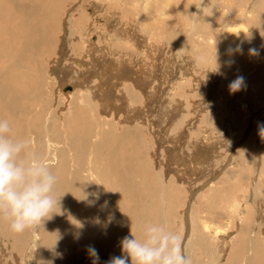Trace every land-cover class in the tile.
Listing matches in <instances>:
<instances>
[{"label": "bare ground", "instance_id": "bare-ground-1", "mask_svg": "<svg viewBox=\"0 0 264 264\" xmlns=\"http://www.w3.org/2000/svg\"><path fill=\"white\" fill-rule=\"evenodd\" d=\"M14 1L15 0H8L7 4H4L3 0L0 1V24H3L4 20H6L7 22L6 26H0V35L5 36V38H2L4 40L2 41L3 43L0 41V54H4L6 58L4 62L6 60L8 61L6 55L9 53H4L7 49H3V46H6L8 41H15V31H13V27L9 24L8 19V17H10L9 3ZM112 1L116 3V10L107 12L108 8L110 7L109 2L112 3ZM185 1L186 0H184V2ZM210 1L213 4L215 3L213 0ZM204 2H206V0ZM174 3L175 0H95L93 3H90L95 6V9H90L89 13L81 12L78 21H75L73 20V18H71V25L65 26L63 32L61 31V38L58 43V45L61 44L59 51L61 56L57 57L59 58L58 61L61 60L62 65L61 67H52L53 69L49 73L58 75V87H62L67 84L66 80L68 78V80L78 86L76 92L71 94V97L69 98L70 103L68 112L59 113L61 114L60 116H67V119H69L70 117H75L76 114L81 112L87 113L89 115L77 117L76 123H69L66 125L58 126V120L56 118H53V115L51 116L48 113L46 114V110L53 109V107L51 106L53 103L52 99H54H51L50 96H46L43 99L41 97L38 98L41 100L43 107L40 110L45 111L46 116L40 113L39 115L34 114V116H39L38 118H41V116L43 118L42 125L44 128L42 129V133L40 131H36L38 130L37 126L39 125V123L36 124L35 121H31L33 125L28 126L25 118L26 116H28V110L26 106H23V98L25 99L26 97H30L31 95H33L32 97L36 99V96H39V93L44 89L43 86L45 85L43 84V82L45 80L43 82L38 81L39 87L43 89H38V87H36L34 88V90L33 88L31 89L33 90V92L28 93L25 91L22 94V91L18 89L20 87V80L17 76H20L22 74L20 73L19 75L18 72L21 71L19 68L21 67V65L19 66V61L23 55L20 57L18 53H16L18 55L14 54V56L16 55V58L14 57L13 59L15 60H11L16 63L15 66L17 67V69L14 70V76L11 73L15 80L12 79L10 81L11 83L16 81L15 84L18 85V88L12 87V85L11 87L6 86V83L2 79H0V119L7 120L10 124V127L15 128L17 126V128H20V136L25 135L26 133H32V137L30 136L31 138L29 140L32 143L27 142L29 145V149L25 156V159L30 157L32 153H38L42 157L43 161L51 167L53 173L58 177V196H64L60 201L61 212L59 208L56 209V211L60 212V214H54L52 218L47 220L43 226H40L39 228L34 230L25 231L23 234H17L12 231L14 236L12 235L11 241L7 239L9 244H7L5 240V237H8L3 233L5 229L11 230L10 221L8 223H5L3 217L0 216V264H5L6 261H10V259L5 261V258H3L7 255L8 252L13 259H16V261H19L21 259L20 263L22 261V264H84V259L87 255L88 257L90 255L88 251L89 246H93L98 251L99 257L102 258L100 262L106 264V262L110 259L108 255L111 254V247L113 246V248H116V246L119 245V250H121L120 240L125 236H129L131 233V229L138 238H142V226L157 224V222L153 221L146 222V217L148 218L149 216V212L147 214V211L153 210L150 208L154 203V201L152 200L154 199L152 195H156L155 187L147 185L148 194L149 196L151 195V197L146 198V201L152 200L153 202H145L144 200L145 203H143V199H139L142 204H144L142 207L143 209L141 212H139L140 214L138 213L139 215L134 212V207L139 206V203L137 202L138 199L136 198V195H138V193L135 189V175L138 174L142 176V180L145 182V184H147V176L145 174L142 175L143 169L137 166V162L138 159L144 160V149L147 145H149L150 140L154 141L155 144H158L161 147V142L164 143V139H169L173 143L172 145H170L171 143L169 144L170 147L166 146L167 150L170 151L172 149H175L174 147H177L179 149L176 156L172 157L171 166H174V160H176L177 165L179 166L178 170L180 171L181 167H183L182 170H184V172L181 175H179L178 170H176V174L179 177H183H180V180L182 179L183 181H188V176L190 177L194 174L197 175L199 172L200 173L198 176H201L203 175L205 170H209L213 174H215L222 167L223 162H225V160L223 159L218 163V169L216 171H212L211 165L209 164L213 158L219 156L218 154L220 152L217 154V147L220 145L219 142H223V140H221L222 137H218L221 134L216 133L217 136H215L213 135L212 129L209 128L208 131L204 133L205 136H202L201 139H193L190 136V133L188 134V129L186 128V130L183 129L179 132L180 135L173 134L171 131V127L174 124H178L180 121H182L179 114H174L177 111L172 110V108H178L179 103H181L180 95L182 94V89L177 88V82L179 81V79L182 81H186L185 77H180L176 74L179 71V66L176 61L178 60L180 54L183 52V54H181V58H183L184 60L188 59V61L192 62V69H196L198 71L199 69L204 68L205 65L203 66V64H207L209 60H214L216 64L217 52L219 57L218 64H222L228 67V64H225L224 61L230 60L233 56H237L238 52L239 60L242 49H246L245 43L247 41L245 42V36L241 35V33L238 34L237 31L238 28L243 29L244 23H242L241 21L229 23L226 19V25H224V29H231V32L224 30V33L221 34L226 39L228 37H234L237 32L238 35L236 38L229 39L231 42V47H234L233 49H236L237 46H239L240 49L232 53H228L227 49L229 47H224L217 44L221 47V49H219L216 47L217 45L215 46L216 43H211L213 41L215 42L217 34L216 32H213L212 29L216 27L215 25L218 23V18L227 17V11L221 9L222 16L217 15L216 11L212 12L211 14L209 13V16H204L201 15V11L205 4L198 5L196 10L193 9L195 10V12L189 8L190 14L192 15V17L188 20L190 25L180 26L179 24L181 20L179 21V23H174L173 21L174 18L177 17L178 13L181 12L180 8H175L174 12L172 11V13L168 11V9L172 10L173 7H175ZM237 3H239V1L229 4L234 5ZM19 4L21 3L19 2ZM85 6L86 5L84 4L79 5L78 8L82 9L83 11V8H85ZM190 6L193 7V5ZM194 8H196V6ZM212 8L215 9L216 7L213 5ZM103 10L104 12H102ZM101 12L102 15H99ZM193 14H196V16H194ZM230 15H232V13ZM186 20L187 19H185V21ZM243 20L244 19H242V21ZM194 21L196 22L195 27L193 25ZM188 22L187 24H189ZM65 25H68V23L66 22ZM132 25H134V27H137L135 29H132ZM238 36H240L241 38L239 37V39ZM220 37L222 36L220 35ZM50 41H52V38H50L49 35L41 37V42H44L45 44H48ZM226 42L228 43L229 40ZM52 43H50V45ZM62 44H64V46ZM70 45H80L82 47L81 51L82 49L84 51V56L81 55L82 57H71V52L77 50V47H68ZM7 47L9 48L8 45ZM34 48L35 46L33 45L30 50ZM249 48H251V46ZM1 57L3 59L2 55ZM67 58L72 59V63H70V65H66L63 62ZM0 61L2 60L0 59ZM23 61L24 60H22V62ZM181 61L182 64H184L183 60H180V62ZM9 62L10 59L8 63ZM174 62H176L175 67L173 65ZM56 63L57 61L54 62V66L59 65L60 62L58 64ZM27 65H25V67ZM4 66L5 65L3 64L2 71L4 69ZM186 66L183 65L182 68L186 69ZM14 67L13 69H15ZM35 68H37V64H35ZM35 68L33 67V69ZM23 69L25 70V68ZM228 69H231L229 74H232L233 72H235L236 68L233 69L231 67H228ZM9 72H11V70ZM29 72H25L26 75L23 74V76L25 75V78L27 76L33 77L29 74ZM2 73L4 74L6 72ZM45 73L46 72H44V74ZM198 73H200V71ZM219 75L224 74L220 72ZM187 78L191 77L187 76ZM3 79L5 80V78ZM27 79L28 78H26V80ZM21 82H23V80ZM24 84H26V82ZM214 85L210 83L207 86V91H209L212 95H214L213 93H215L214 91L216 89V86L214 87ZM73 88V85H69L66 89L71 90ZM190 89L192 88L190 87ZM187 94L189 95V93ZM66 97L68 98V95ZM56 102L58 105L56 108H54L58 112V110H60V106L64 102L61 101V98H55V103ZM261 106L263 107L264 105ZM262 109L264 110V108ZM134 111L136 112L134 113ZM263 112L264 111H262L261 113ZM119 113L123 114L122 118L119 117ZM188 116L189 114H187L186 118ZM23 120H25V122H23ZM123 124H128L129 126L135 128H122ZM258 125L260 124L258 123ZM140 126L143 130H148L150 132L148 138L144 137L145 135L140 129ZM53 128H57V130H59V134L63 133L62 137L64 138V140H66L64 135L68 134L67 138H69L70 141H65V143L55 138H52L51 140V136L49 137V135L53 133ZM76 133L78 134V139L74 137ZM259 134H261V132H257V135ZM252 136L253 134L250 135L249 138L252 139ZM244 137L246 138L245 135ZM12 138L15 139L14 136ZM42 138H44L45 141H43ZM238 138L239 137H233L230 142L228 141L229 143H226L227 146L229 147V145L237 141ZM21 139H19L18 137V140ZM203 139L207 142L203 141ZM250 139L249 142H251L252 144V141H250ZM208 141H210V143ZM142 142L144 143V146H142ZM182 144H189L191 146L190 152L184 150L185 148H181ZM209 145L211 146L209 147ZM245 145L246 144H244L243 147ZM253 145L257 146L259 148L257 150L259 151L261 149L262 143L253 141ZM149 149L150 145L148 146L147 152H149ZM243 149L241 148L240 150ZM240 150H237L239 152L238 159H240L241 161L240 164L243 162L246 164V166H248L249 162L244 160V156L246 157V155H244L243 153L242 155H240ZM262 151H264V147L262 148ZM255 152H253L254 155L257 153ZM156 156H159V163L164 161L162 157L160 158V155ZM258 157L260 158L259 154ZM258 157H256L257 159H255L257 160L256 162H258ZM247 158L249 157L247 156ZM251 159L252 158L250 157V160ZM214 162L216 163V160ZM236 162L237 160L233 162V164L231 163L232 166H234ZM263 162H261V164ZM253 165H255V163ZM250 167L248 168L249 170ZM256 168L257 167H255V169ZM192 171H195V173H192ZM260 171L261 170L258 169L255 170L254 173L256 172L257 174H261ZM144 172H147V170H145ZM247 174L248 173H246V170L241 171L237 168V170L235 169L234 171V169H229L224 174V178L222 180V182H224L225 184H221L219 186L216 185L215 189L220 190L221 187H224V189L230 194L235 195L239 191V187H241V181H244V178L247 179ZM262 174L259 176V178L262 176ZM60 175H65V179H61ZM157 175L159 179L162 176L161 173ZM210 176L212 175L210 174ZM208 177L209 175L207 176V179ZM250 177H248L247 180L248 187H245L244 191H250L251 189L255 192L250 194V196L248 193L244 194L243 197L241 196V201L236 200L235 196H233V199L230 198L228 200L230 204H228L227 208L225 209V212H227V214L232 210H238V212L245 211L247 213L244 221L242 220L243 224L242 222L241 224H239L242 225V227H239L240 233L238 232V229H233L232 231H230V229L228 228V231V229H226L225 227H213L214 223H206V219L204 221L201 218L197 220L196 218L193 219L194 215L193 213H191V220L189 219L187 225L185 224L186 226H184L185 228L182 229L185 237H182V234L181 238L182 242L187 247V253L192 260V264H205V262L206 264H264V245H261V242L264 241V231L262 229L264 223V215H262L263 212L260 214L261 210H264V189L260 190L261 186H264V184H259L258 182L260 180L258 179V182L253 183V179L250 180ZM214 179H216V177ZM161 180L163 181L162 178ZM209 181V185L213 184L214 182L211 179H209ZM81 188H83L84 191L90 193L99 192L101 194L100 200L96 203L95 206H89L86 202L79 200L84 198V194ZM163 188L164 187L162 186V189ZM116 193H118V195H115ZM141 197L144 198V196ZM128 200L130 201L128 204H126ZM105 201L108 202L107 208L101 210L100 206L103 205ZM131 201L135 203L134 207ZM154 211H152V214L153 212L156 213V210ZM110 213L114 214L115 217L111 224L107 223ZM135 215L138 217H135ZM260 216L262 217L260 218ZM231 217L232 216H227V219L229 220ZM166 222L168 225L170 223L169 219ZM227 223L228 222H226V224ZM228 225L231 226L230 224ZM208 230L211 232V234L208 232ZM2 235L5 241H2ZM229 235L230 238L232 236L233 238L236 237L238 239V247L235 248V246L232 245L235 244L233 241V243H231L232 246L226 242L224 243L225 248H223V246L218 248L219 241L217 240L224 239V236L227 237ZM260 239H262L263 241H260ZM226 241L229 240L226 239ZM262 244H264V242ZM229 249L230 252L228 254ZM2 250H7L8 252H5V254L4 252H2ZM119 250H117L116 252L121 253V251ZM198 251L200 252V255L202 253L203 257L198 256ZM7 256L9 257V255ZM239 257L241 258V261ZM90 259L91 258L89 257L88 261H90Z\"/></svg>", "mask_w": 264, "mask_h": 264}, {"label": "rangeland", "instance_id": "rangeland-1", "mask_svg": "<svg viewBox=\"0 0 264 264\" xmlns=\"http://www.w3.org/2000/svg\"><path fill=\"white\" fill-rule=\"evenodd\" d=\"M25 1H27V2H25ZM92 1L94 2L95 0H53V1L52 0H48V1L47 0H42V1L41 0H29V1L28 0H21V1L15 0L14 2L9 3V5H10L9 6L10 7L9 8L10 17H8V19H9V24L13 27V31H15L14 32V36H15L14 40L15 41H8V43L6 42L7 43L6 46L5 45H4L5 47L3 46V49L8 50V52L6 50V52H4V53L5 54L9 53L6 56H7L8 61L10 59L11 63L10 62L8 63L7 60L5 61L6 62L5 63L4 62V60L6 59L5 55L0 54V59L2 60V61H0V65H2V66H0L1 67L0 68V77H1L0 79H2L6 83L5 84L6 86L11 87V85H12V87L18 88V85L15 84L16 81L11 83L10 80L14 79L13 73H14V70L17 69V67L15 66L16 63L14 61H12L11 59H13L14 57L16 58V55L19 54L20 57L22 55L23 56L20 58L21 62L19 61V63H20L19 66L21 65V67H19V68L21 71H19L18 74L20 75V73H22L21 74L22 76L20 75L21 79L23 80L24 83L26 82V84L21 82L22 80L20 79V76H17L18 74L16 73L17 74L16 76L19 77V80H20V87L18 89H20L22 91L21 93L23 94L25 91L28 93H31V92H33L34 88H36V87H38V89H43V88L39 87L38 81L43 82L45 80L43 82V84L45 85V86H43L44 89L40 93L38 92L39 96H36L37 97L36 99H34V97H32L33 95H31L30 97H26L25 99L23 98V102H24L23 106H26V108L28 110L27 111L28 116L25 115L26 116L25 117L26 123L28 124V126L33 125V123L31 121H35L36 124L39 123V125L37 126L38 130H36V129H33V130L40 131L42 133V131H43L42 129L44 128L42 125V120H43L42 116H41V118H38L39 116L37 117V115L34 116V114L39 115V113L44 114V116H46L45 111L40 110L43 108L41 100L38 99L40 97L42 99L45 98L46 96H50L51 99L54 98V99H52L53 103L51 106V107H53V109H51L52 111L46 110V114L48 113L51 116L53 115V118H56L58 120V126L66 125L69 123H76V119L79 116H83V115L89 116L87 113H82V112L76 114L75 117H70L69 119H67V116H60L61 114H59V113L68 112L69 103H70L69 98L71 97V94L76 92V90L78 89V86L76 84H74L73 82H71L70 80H68L69 79L68 78L66 80L67 84H65L62 87H58L59 86L58 85V79H57L58 75L50 74L49 72L53 69L52 67H61V65H62L61 60L58 61L59 58L57 57V56H61V54L59 53L61 44L58 45L59 40L61 38V31L63 32V29L65 26L71 25V23H70V21L72 20L71 18H73V20H75V21H78L80 18L81 12H88L89 13L90 9H95V6L90 4V3H93ZM182 1H183V3H182ZM182 1L181 0H175V3H174L175 7H173L172 10L168 9V11H170L172 13V11L174 12L175 8H177V7L180 8L181 12H179V13L182 15H180L178 13L177 17L179 16L178 17L179 19L177 17H175L173 20L174 23H179V21L181 20L180 24H179L180 26L181 25L189 26L190 23L188 22V20L192 17L189 10L192 9V11L195 12L198 5H204L205 4L203 6L202 11H201V15H204V16H206V15L209 16L214 11L217 12V15L222 16V13H221L222 10L227 11V14H226L227 17L218 16L221 18H218V23L215 25L216 27L214 29H212L213 32L217 33L215 42L214 41L211 42L212 44L216 43L215 46L218 44V45H221L224 47H230L231 46L230 39L236 38L239 33H241V35H244L245 37L244 36L243 37L245 39V42L247 41L245 43L246 49L241 48L242 51H241V55H240L239 60H238V57H239V52H238L237 56H233L230 59V60H233L234 63L227 65L228 67H231L233 69L236 68L235 72H233L232 74H229L231 69H228V67H226L222 64H219V71H215L217 69V64H215L214 60H213L214 62L212 60H209L207 62V64L209 66L211 65L210 67L207 64H203V66L205 65L204 68L199 69L198 71L196 69H192L193 68V65H191L192 62L188 61V59L184 60L183 58H181V56H182L181 54H183V52L180 54V56H179L180 58L178 57L179 61L178 60L176 61L178 63V66H179L178 69L180 71V72L178 71L176 74L179 75L180 77H185L186 81H184V80L182 81L179 79V81L177 82V88L182 89V94L180 95L181 103H179L178 108H174V109L172 108L173 111H177L174 113L175 115L179 114V116H181L180 118L182 121H180L179 123H181V122H183V123L174 124L171 127V131L173 134L180 135L179 132L186 128V129H188L187 130L188 134L190 133V136L193 139H201L202 136H205L204 133L206 131H208L209 128H211L213 131V135L217 136L216 133H219L221 135L218 137L223 138V139L221 138V140H223V142H219L220 145L217 147L218 148L217 154L220 152L218 154L219 156L216 158H213L211 160V162L209 163L211 165L212 171H216L218 169V163L221 162L222 159L225 160V162H223L222 167L215 174H213L209 170H205L203 175L198 176L200 173L199 172L197 175H195V174L191 175L192 177L188 176V181H183L182 179L180 180V177L181 178H183V177L182 176L179 177L176 174L177 173L176 170H178V167H179L177 165V161L174 160V162H175L174 166L173 167L171 166L172 157L176 156L179 149L177 147H174L176 150L172 149V150H170L171 152L168 151L166 146L170 147L169 144L171 143L170 145H172V143H173L169 139H164V143L161 142V147L158 144H155L154 141L150 140L149 141L150 142L149 143V145H150L149 152H147V149L149 146V145H147L145 148L146 150L144 149V151H145L144 160L138 159V162H137L138 164L136 163L139 168L143 169L144 171L147 170V172H144L142 170V175L145 174L147 176V184H145V182L142 180L143 179L142 176H140L138 174L135 175L134 179L136 181V186H137V187L135 186V189L137 190V193H138V195H136V194L135 195H136V198L138 199L137 202L139 203V206L134 207L135 203H133L132 201L131 202L133 203L134 212L137 215H139L140 214L139 212L142 211V209H143L142 207L144 205V204H142V202L145 203V202H149V201L150 202L154 201V203L151 205L152 207L150 206L151 207L150 209H153V210L147 211V214L149 212V216H148V218L146 217V222H151V221L157 222L158 226L164 227L166 231L175 232V233L179 234L180 237L182 234H183L182 237H185L184 232H182V229L185 228L184 226L187 225V223L191 217V213H193V215H194L193 219L196 218V220H197V219L201 218L203 221L206 219L205 220L206 223H209V224L214 223L213 227L221 226V227H225L226 229L229 228L230 231H232L233 229H236V230L238 229V232L240 233L239 227H242V225H239V224H241L242 220L244 221V218L247 216V213L245 211H243V212L241 211L243 213L242 214L241 212H238V210L237 211L232 210V211H230V213L227 214V212H225L226 211L225 209L227 208L228 204H230V202H228V200L230 198L233 199V196H235L236 200H240V199L242 200V197L244 196V194L248 193L250 196V194L255 192L251 189H250V191H248V190L244 191L245 187H248L247 180H248V177H250V175L252 173L253 174L251 175V177L249 179L250 180L253 179L252 180L253 183L258 182V180H260L258 183L261 185L264 184V180H263V178H264L263 177L264 176L263 175L264 174V166H263L264 165V162H263L264 161L263 160L264 159V151H262V148L264 147V135H261L262 133H264V127H263L264 126V112L261 113L262 111H264L262 109V108H264V106L263 107L261 106V105H264V98H263L264 97V0H213L215 2L214 4L210 0H208V2H207V0H206V2H204L205 0H203V1L202 0H186L185 2H184V0H182ZM195 1H197L198 3ZM200 1H202V2H200ZM236 1L237 2L239 1V3L234 4V5L229 4V3H234ZM3 2H4V4H7L8 0H6V1L3 0ZM19 2L21 4H19ZM83 4L86 6H85V8H83V11H82V9H79L78 7H79V5H83ZM109 4H110V7L108 8L107 12L112 11V10L115 11L116 10L115 9L116 3L114 1H112V3L109 2ZM185 4H186V6H185ZM190 5H193V7ZM213 5L216 7L215 9L212 8ZM113 6H114V8H113ZM195 6H196V8H194ZM210 6H211V8H210ZM237 6H239V7H237ZM229 7H231V8H229ZM193 9H195V10H193ZM102 12H104V10ZM102 12L99 15H102ZM231 13H232V15H230ZM233 13H234V16H233ZM235 14H237V15H235ZM114 17H113V19H114ZM212 17H215V16H212ZM224 18H225V20H224ZM185 19H187L186 21L189 24H187ZM226 19L228 20L229 23L241 21L242 23H244L243 24L244 27H243V29L238 28L237 29L238 34L236 32V35H234V37H228L225 39L222 35L224 33V30L231 32V29H224L225 28L224 25H226ZM242 19H244L243 20L244 22L242 21ZM66 22L68 23V25H65ZM6 25H7L6 20H4L3 24H0V26H6ZM132 26H133L132 29H135L137 27V26L134 27V25H132ZM218 32H220V33H218ZM43 34H45V35H43ZM46 35H49V37L52 38V41H50L48 44L41 42V37L46 36ZM220 35L222 37H220ZM0 36H1L0 41L1 42L4 41L2 38L3 37L5 38V36H2V35H0ZM239 37L240 36H238V38ZM221 40H222V42H221ZM228 40H229L228 43H230V44H228L226 42ZM50 43H52V44L50 45ZM222 44H224V45H222ZM7 45L9 46V48L7 47ZM33 45L35 46V48L30 50V48ZM62 45L64 46V44H62ZM218 45L216 47L221 49V47ZM250 46H251V48H255V46H256V49L259 50V55H255V56L250 55L249 54V49H250L249 47ZM68 47H71V48L77 47V50H75L74 52H71V54H70L71 57H73V56L79 57V56L84 54L83 49L81 51L82 47L80 45H70ZM232 48H234V47H232ZM12 49L14 50V53H13ZM78 49H80V50H78ZM16 53H18V54H16ZM14 54H16V55L14 56ZM1 55L3 56V59L1 57ZM29 59H31V60H29ZM13 60H15V59H13ZM22 60H24V61L22 62ZM71 60L72 59L67 58L63 62L66 65H70V63H72ZM180 60H183L184 64H182V61L180 62ZM56 61H57L56 64H58L60 62L59 63L60 66L59 65L54 66V62H56ZM211 61H212V63H211ZM1 62H3V63H1ZM176 62H174V64H173L174 67H175ZM27 63H28V65H27ZM3 64L5 65L4 66L5 70L3 69V71H2ZM35 64H37V68H35ZM22 65H23V68H25V70L22 68ZM25 65H27V66L30 65V66L25 67ZM181 65L186 66V69L182 68ZM12 66L13 67L15 66L14 67L15 69H13ZM33 67L35 69H33ZM205 68H207V69H205ZM10 70H11V72H9ZM183 70H185V71H183ZM24 71L26 73H28L29 71L32 72V73L29 72V74L33 77L27 76L26 78H28V79L26 80V78L24 77L26 75ZM199 71H200V73H198ZM202 71H203V73H202ZM2 72H6V73L3 74ZM7 72H9V73H7ZM44 72H46V73L44 74ZM220 72L224 75H219ZM11 73L13 74V76ZM23 74H25V75L23 76ZM32 74H34V75H32ZM184 74L187 75L188 77H191V78H187V76H185ZM201 75H203V76H201ZM11 76H12V78H11ZM237 76L246 77L245 81H246L247 87L242 89L239 92L232 93V92H230L228 85ZM8 77H9V79H8ZM202 77H203V79H202ZM3 78H5V80ZM204 78H205V80H204ZM6 79H7V81H6ZM40 79H41V81H40ZM196 80H198V81H196ZM207 81H208V83H207ZM210 83L213 85L215 84L214 87L216 86V89L214 91L215 93H213L215 96L212 95L209 91H207V86ZM190 84H191V86H190ZM69 85H73L74 88L71 90H69V89L67 90L66 88ZM189 86L192 89H190ZM32 88H33V90H31ZM191 92H192V96H191ZM44 93L47 95H45ZM187 93H189V95ZM67 95H68V98L66 97ZM55 98H59V99L61 98V101L64 102L60 106V108H59L60 110H58V112L55 109L58 105L57 102L55 103ZM212 100H214V101H212ZM182 101H183V104H182ZM189 101L191 104L189 103ZM51 107H47V108H51ZM185 108H187V109H185ZM132 109H134V108H132ZM65 110H67V111H65ZM183 110H184V112H183ZM135 112L136 111H134V113ZM187 114H189V116L186 118ZM122 116H123V114L119 113V117L122 118ZM25 118H23V119H25ZM62 120H64V121H62ZM191 120H193V121H191ZM197 121H199V122H197ZM23 122H25V120H23ZM258 123L260 125H258ZM253 124H255V125H253ZM253 126H255V127H253ZM30 128H32V127H30ZM122 128H135V127H131L128 124H123ZM19 129L20 128H17V126L15 128L11 127V130H12L11 136L12 137L14 136L15 139H18V137H19V139L22 138V139H24V141L32 143L29 141L30 138L32 137V133L31 134L26 133L25 135L20 136L19 135ZM140 129L142 130L143 134L145 135L144 137L148 138V135H150V132L148 130H143L141 126H140ZM253 131H254V133H253ZM52 132L53 133L49 135V137L51 136L50 137L51 140H52V138H55L61 142H65V141L69 142L70 141V139L67 138L68 134L64 135V137L66 139V140H64V138L62 137L63 133H61L62 135L59 134L58 133L59 130H57V128H53ZM257 132H259V133L261 132V134L257 135ZM76 134L74 135V137L78 139V134H77V136H76ZM181 134H184V133H181ZM249 134L250 135L253 134L252 139L249 138L250 137ZM59 135H60V137H59ZM244 135L246 136V138L244 137ZM233 137L234 138L239 137V138L237 139V141L233 142L228 147L226 143H229ZM241 137H243V138H241ZM249 139H250V141H252V144H251V142H249ZM42 140L45 141L44 138H42ZM203 141H206V140L203 139ZM242 141H244V142H242ZM253 141H257L259 143H262V146L260 149L261 151L257 150L259 148L255 145H253ZM208 142L210 143V141H208ZM236 142H238V143H236ZM142 144H143L142 146H144L143 142H142ZM244 144H246V145L243 147ZM210 146L211 145H209V147ZM181 148H183V149L185 148L184 150L189 151V152L191 150V146L189 144H186V145L182 144ZM241 148L242 149L244 148L243 150H245V151L240 150ZM130 149H132V148H130ZM237 150H240V153H241L240 155H242V153L244 155H246V157L244 156V160L249 162V165L253 166L254 168L250 167L249 165L246 166V164L243 162L240 164L241 161H240V159H238L239 158V152ZM241 151H243V152H241ZM253 152H255L256 154L254 155ZM248 153H250V154H248ZM252 154H253V156H252ZM258 154H259L260 158L258 157ZM156 155H160V158L162 157L164 159V161L159 163L158 162L159 156H156ZM236 156H237V158H236ZM247 156L249 158H247ZM250 157L252 158L251 159L252 161L250 160ZM256 157H258L259 163L256 162L257 161V160H255V159H257ZM213 160L214 161L216 160V163ZM236 160H237L236 163H238V164L235 163V165L232 166L233 162H235ZM260 161L263 163L261 164ZM254 163H255V165H253ZM145 164L148 166V168ZM154 164H156V165H154ZM143 165H144V167H143ZM159 166H160V168H159ZM236 167L238 168V170H241V171L246 170V173H248L247 179L244 178L243 179L244 181H241V184H240L241 187H239V191L234 195V194H230L228 191H226L224 189V187H221L220 190L215 189L216 185L219 186L221 184H225L224 182H222V180L224 178V174L226 173V171L229 169H234V171H235V169L237 170ZM249 167H250V170L252 169L253 171L252 170L250 171L248 169ZM255 167H257V168L255 169ZM173 168H174V170H173ZM182 168L183 167H181L180 171L178 170L179 175L183 174V172H184V170H182ZM254 169L255 170H258V169L261 170L260 171L261 174H262V170H263V174L260 178H259V176L261 174H257L256 173L257 171L254 173V171H255ZM159 173L162 174L161 178L163 179V181L161 180V178L160 179L158 178L157 174H159ZM192 173H195V171H192ZM210 174L212 176H210ZM255 174H256V177H255ZM208 175H209V177L207 179ZM215 177H216V179H214ZM60 178L65 179V175H60ZM209 179L214 181L213 184L209 185L210 184ZM245 179H246V181H245ZM147 185L155 187V194L156 195L158 194L157 196L154 194L152 195L154 198V199H152L153 201L152 200L146 201V198L151 197V195L149 196V194H148ZM162 186L164 187L163 189H162ZM261 189H264V186H261L260 190ZM195 191H197V192H195ZM115 195H118V193H116ZM141 196H144V198H142ZM139 199L140 200L143 199V201L141 202ZM245 199H246V197H245ZM144 200H145V202H144ZM129 201L130 200H128L126 204H128ZM247 207H249V206H247ZM154 210H156V213H154L155 212ZM152 211H154L153 214H152ZM236 212H238V213H236ZM258 212H260V211H258ZM262 212L264 213L263 209L261 210L260 214ZM263 213H262V215H264ZM241 214H242V216H241ZM227 216H232L231 217L232 220H231V218L228 220ZM135 217H138V216L135 215ZM261 217L262 216H260V218ZM234 218H236V219H234ZM3 219H4L5 223L9 222V220L7 218L3 217ZM135 219H137V218H135ZM168 219H169L170 223L167 225L166 221ZM263 219H264V216H263ZM226 222H228V223L226 224ZM228 224H230L231 226H229ZM242 224H243V222H242ZM233 225H235V226H233ZM229 229H228V231H229ZM262 229L264 231V223H263ZM208 232L211 234V232L209 230H208ZM3 234L8 237V238L5 237V240H6L7 244H9L8 240L11 241L12 235L14 236L12 230L5 229ZM226 235H228V234H226ZM230 235L227 237L224 236V239L217 240V241H219V247L218 248H220L222 246H223V248H225L224 243L227 242V243H229V245H231V243H233V241L236 245L235 244H232V245H234L235 248L238 247V244H239V243H237L238 239L236 237L233 238L232 236H231V238H232L231 239ZM226 239L229 240L230 242L226 241ZM5 240H4L3 235H2V241H5ZM99 241H101V240H99ZM260 241H263V240L260 239ZM263 242H261L262 246L264 245V244H262ZM114 249H116V250H114ZM230 249H231V247H230ZM230 249L228 251V254L230 252ZM117 250H119V245H117L116 248H113V246H112L110 249L111 254H109V255L107 254V255L110 258L114 255L120 256L121 253H117L116 252ZM119 251H121V250H119ZM2 252L7 253L8 251L2 250ZM115 253H117V254H115ZM198 253H199L198 256L203 257L202 253H201V255H200L199 251H198ZM263 253H264V246H263ZM7 255H9V257ZM7 255L6 256L8 258L6 256L3 258H5L4 259L5 261L9 260V259H10V261H8V262L6 261L5 264H14V263L15 264L16 263L22 264V261L20 263L21 259L19 261H16V259L14 258L15 259L14 260L12 258V256L9 254V252L7 253ZM89 257L91 258L90 261H88ZM89 257H88V255L86 256V258L84 259V264H104L103 262H100L102 260V258H100V257L98 260L99 262L97 260H95V258L93 256L91 257V255H89ZM201 259H203V258H201ZM239 259L241 261L240 257H239ZM205 264H206V262H205Z\"/></svg>", "mask_w": 264, "mask_h": 264}, {"label": "clouds", "instance_id": "clouds-1", "mask_svg": "<svg viewBox=\"0 0 264 264\" xmlns=\"http://www.w3.org/2000/svg\"><path fill=\"white\" fill-rule=\"evenodd\" d=\"M237 50H240L239 46L236 49L230 46L227 52ZM249 54L259 55V50L250 48ZM218 59L216 52L215 71H219ZM224 63L230 65L234 61ZM228 87L232 93L241 91L247 87L245 78L237 76ZM11 131L9 122L0 119V216L10 221L14 233L23 234L43 226L54 214H60V201L64 195L58 196L59 181L51 167L38 153L25 159L29 145L24 140L13 139ZM81 189L84 198L79 200L95 206L101 194ZM107 204L105 201L101 210L106 209ZM57 208L60 212L56 211ZM114 219V214L110 213L107 223L111 224ZM142 233V238H138L131 229L130 235L120 240L121 255L112 256L106 264H129V261L130 264H192L179 234L157 225L142 226ZM88 251L99 260L98 251L93 246H89Z\"/></svg>", "mask_w": 264, "mask_h": 264}]
</instances>
